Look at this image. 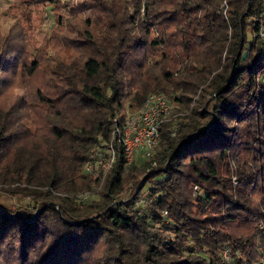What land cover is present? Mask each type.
<instances>
[{
    "label": "trees",
    "instance_id": "1",
    "mask_svg": "<svg viewBox=\"0 0 264 264\" xmlns=\"http://www.w3.org/2000/svg\"><path fill=\"white\" fill-rule=\"evenodd\" d=\"M60 2L0 11V264H264V48L247 38L264 0ZM48 7L39 44L24 21ZM150 94L172 107L150 160L115 146L83 175Z\"/></svg>",
    "mask_w": 264,
    "mask_h": 264
},
{
    "label": "built area",
    "instance_id": "2",
    "mask_svg": "<svg viewBox=\"0 0 264 264\" xmlns=\"http://www.w3.org/2000/svg\"><path fill=\"white\" fill-rule=\"evenodd\" d=\"M221 8L225 9L226 5L223 4ZM254 21L258 22L254 37L262 43L264 48V14L259 20L254 19ZM250 44L248 42L244 50L246 55L249 52ZM171 117L172 107L169 99L165 95L150 94L141 109L126 111L121 125H118L116 119L114 120L111 142L106 148L97 150L93 154L85 166V173L89 176L105 174L116 161L115 146L122 151L124 165H130L136 160L149 161L160 139V127L163 123L171 120ZM233 184H237L235 179H233ZM148 185L147 190L151 186ZM166 215L164 212L163 216L166 217ZM263 226L264 224L261 225V227ZM222 258L225 263L228 262V249L222 252Z\"/></svg>",
    "mask_w": 264,
    "mask_h": 264
},
{
    "label": "rangeland",
    "instance_id": "3",
    "mask_svg": "<svg viewBox=\"0 0 264 264\" xmlns=\"http://www.w3.org/2000/svg\"><path fill=\"white\" fill-rule=\"evenodd\" d=\"M13 2L14 0H9V1H5L1 3L0 11L6 9L8 5ZM82 3H83V0H62V2H60V13L62 15H65V14L68 15L70 10L76 9L78 5L80 4L81 6ZM22 7L26 8L27 10L32 9L31 7H24V6ZM9 27L10 26H8L7 28L0 27V34H5ZM55 27H56L55 26V13L54 11H52V7H48L43 12H40L38 16H36L35 13L31 11H29L26 14L25 21H24V29H25L24 32L27 31L26 35L30 38L36 39L39 44L42 43L43 37L48 36L50 32L55 29ZM253 36H254L253 31L251 29H248L247 30L248 41H250L253 38ZM48 55H51V51L48 52ZM38 78H39V81L42 79V77H38ZM36 84H37V80L35 79L30 83L29 87L33 88ZM85 166L86 165H84L82 173L83 175L89 176L85 173ZM90 176H93V175H90ZM148 184L150 183H147L142 189L138 191L137 199L134 201V205L131 208H125V207L122 208L126 213L135 212L136 210L144 211L145 208H147L145 207V201L149 198V192L147 190V186H149ZM133 192L134 191L132 189L128 188L126 193L123 195V201L126 202V201L133 200L135 197V193ZM92 198H97V197H92ZM82 199L90 200V195L87 194V196H83ZM17 201H16V204H17ZM14 209H15V206H12V210ZM149 213H150L149 210H147L146 214L150 215ZM263 224L264 222L260 221L259 223L260 229H264V226L261 227V225Z\"/></svg>",
    "mask_w": 264,
    "mask_h": 264
},
{
    "label": "water",
    "instance_id": "4",
    "mask_svg": "<svg viewBox=\"0 0 264 264\" xmlns=\"http://www.w3.org/2000/svg\"><path fill=\"white\" fill-rule=\"evenodd\" d=\"M245 57H246V54L244 53L242 58L244 59Z\"/></svg>",
    "mask_w": 264,
    "mask_h": 264
}]
</instances>
